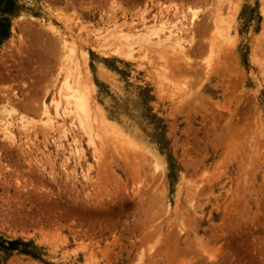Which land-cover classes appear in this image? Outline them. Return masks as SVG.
Segmentation results:
<instances>
[{
	"label": "rangeland",
	"instance_id": "obj_1",
	"mask_svg": "<svg viewBox=\"0 0 264 264\" xmlns=\"http://www.w3.org/2000/svg\"><path fill=\"white\" fill-rule=\"evenodd\" d=\"M1 9L0 264H264V0Z\"/></svg>",
	"mask_w": 264,
	"mask_h": 264
},
{
	"label": "bare ground",
	"instance_id": "obj_2",
	"mask_svg": "<svg viewBox=\"0 0 264 264\" xmlns=\"http://www.w3.org/2000/svg\"><path fill=\"white\" fill-rule=\"evenodd\" d=\"M196 16V14L194 15V17H192V18H194V19H192V20H194V22L196 21L195 20V18L197 19V16ZM218 16V15H217ZM190 24V23H189ZM192 25H193V21H192ZM143 37V36H142ZM144 38V37H143ZM168 39V38H167ZM146 41V40H145ZM128 41H126V43H127ZM132 42H134V41H132ZM151 43V42H150ZM131 43H127V45L125 44L124 46L126 47V48H128V50L130 51V55L132 56V53H131V51H132V47H131V45H130ZM160 44V43H159ZM162 44V43H161ZM160 44V45H161ZM123 45V44H122ZM133 45V44H132ZM179 46H181L180 44H179ZM120 47H122V46H120ZM132 48V49H131ZM176 48H178V47H176ZM181 48V47H180ZM184 48V47H183ZM183 48H182V50H183ZM117 49V48H116ZM115 49V51L117 52V50ZM176 50V49H175ZM181 50V49H180ZM114 51V52H115ZM120 51V50H119ZM117 52V54H119V53H122V52ZM129 51H127V52H129ZM134 51V50H133ZM171 52V51H170ZM176 52V51H175ZM178 52V51H177ZM123 54H126V53H124L123 52ZM123 54H120L121 56L123 55ZM128 55V54H127ZM127 55H123L124 56V58H125V56H127ZM128 57H130V56H128ZM127 58V57H126ZM77 89H79V88H77ZM80 90V89H79ZM77 91V93L75 92V94H74V97L76 98V103L78 102V105L77 106H79L80 107V104H81V101H82V97H83V94L85 95V93H83L82 95H81V91ZM86 98V97H85ZM86 101H87V99H85ZM86 101L84 102V101H82V102H84L85 103V105L87 106V104H86ZM81 106H83V104L81 105ZM80 108H82V107H80ZM87 108L88 107H86V110H87ZM84 109H85V106H84ZM80 111H82V110H80ZM85 111V110H84ZM73 112V111H72ZM83 112V111H82ZM16 113H17V111L10 105V103L8 102V100H6V103H5V105L3 106V108H0V130L2 131H0V133H1V135H2V137L4 138V139H7V140H13L14 139V137H13V130H12V128H13V125H14V120H16V122H18L19 120L21 121H19L21 124L19 125V126H21L22 127V130L24 129H26L25 131H27V129H28V127H27V125H28V123L24 120V118H18L17 117V115H16ZM33 113V112H32ZM69 113H70V115H71V118H72V116L74 115V113L73 114H71V112L69 111ZM68 113V114H69ZM84 113H86V111L84 112ZM46 114V113H45ZM69 115V116H70ZM72 119H75V115H74V117L72 118ZM18 120V121H17ZM25 121V122H24ZM48 121L49 122H51L49 119H48ZM47 123V122H46ZM45 123V124H46ZM17 124V123H16ZM48 124V123H47ZM46 124V125H47ZM20 127V128H21ZM30 132V131H29Z\"/></svg>",
	"mask_w": 264,
	"mask_h": 264
},
{
	"label": "trees",
	"instance_id": "obj_3",
	"mask_svg": "<svg viewBox=\"0 0 264 264\" xmlns=\"http://www.w3.org/2000/svg\"><path fill=\"white\" fill-rule=\"evenodd\" d=\"M10 6V0H0V9L1 13H6L7 9H9ZM8 32V23L6 18L0 19V39L5 38ZM11 244V243H10Z\"/></svg>",
	"mask_w": 264,
	"mask_h": 264
}]
</instances>
